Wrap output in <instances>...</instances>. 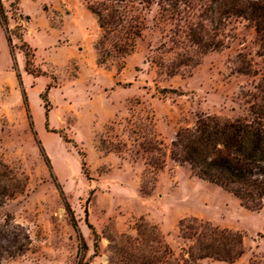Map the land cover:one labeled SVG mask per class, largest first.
Listing matches in <instances>:
<instances>
[{"label":"rangeland","instance_id":"obj_1","mask_svg":"<svg viewBox=\"0 0 264 264\" xmlns=\"http://www.w3.org/2000/svg\"><path fill=\"white\" fill-rule=\"evenodd\" d=\"M88 1L2 0L0 161L27 185L0 206V222L12 219L31 238L4 264H128L134 243L187 258L193 242L180 228L191 218L240 233L245 247L234 262L195 264H264V203L251 210L171 157L177 133L200 117L250 116L264 70L253 23H211L206 0L175 17L140 6L134 49L101 62ZM202 22L213 48L189 38Z\"/></svg>","mask_w":264,"mask_h":264},{"label":"trees","instance_id":"obj_2","mask_svg":"<svg viewBox=\"0 0 264 264\" xmlns=\"http://www.w3.org/2000/svg\"><path fill=\"white\" fill-rule=\"evenodd\" d=\"M194 0H89L88 8L96 15L102 35L97 42L101 62L106 55L125 57L135 47V37L141 36V18L136 13L140 6L150 7L157 3L173 17L179 15L181 7L193 8ZM201 1V0H200ZM204 16L211 23H223L230 16H240L251 21L259 40V53L264 60V0H206ZM6 14L0 0V24L6 25ZM199 26V27H198ZM205 24L190 27L189 38L198 46L213 48L217 44L209 42L205 36ZM7 32V29H6ZM11 55L16 65L11 38L6 34ZM108 42L113 50H106ZM29 48V46L26 44ZM28 56V52H26ZM114 55V54H113ZM30 59L26 69L33 73ZM250 116L235 119L219 116H202L195 126L177 133L172 142L171 157L181 164H188L193 172L204 180L215 183L233 193L242 204L258 210L264 203V70ZM20 78V74H18ZM24 101L27 97L24 92ZM85 165V163H84ZM27 177L21 180L17 173L5 162L0 161V206L8 199L22 193L26 188ZM68 210L75 228L77 222L72 210ZM150 230L157 226L146 224ZM181 232L193 245L187 258L174 257L167 250L138 249L126 253L128 264H195L198 259L213 257L218 260L234 262L245 252L243 236L227 229L214 226L209 221L198 218L181 221ZM159 238V237H158ZM82 240V238H81ZM138 242V240H136ZM31 243L29 232L12 219L0 222V264L26 251ZM161 243V240H158ZM139 250V251H136Z\"/></svg>","mask_w":264,"mask_h":264}]
</instances>
